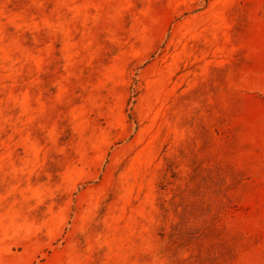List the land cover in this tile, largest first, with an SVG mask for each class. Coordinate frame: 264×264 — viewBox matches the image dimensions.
<instances>
[{
  "label": "rangeland",
  "instance_id": "obj_1",
  "mask_svg": "<svg viewBox=\"0 0 264 264\" xmlns=\"http://www.w3.org/2000/svg\"><path fill=\"white\" fill-rule=\"evenodd\" d=\"M0 264H264V0H0Z\"/></svg>",
  "mask_w": 264,
  "mask_h": 264
}]
</instances>
